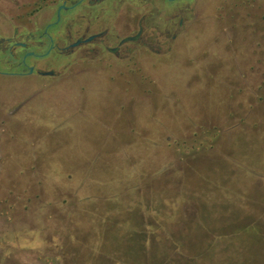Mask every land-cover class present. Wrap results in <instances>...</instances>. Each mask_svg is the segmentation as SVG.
Here are the masks:
<instances>
[{"label": "rangeland", "instance_id": "obj_1", "mask_svg": "<svg viewBox=\"0 0 264 264\" xmlns=\"http://www.w3.org/2000/svg\"><path fill=\"white\" fill-rule=\"evenodd\" d=\"M189 7L167 53L0 73V264H264V239L224 219L208 245L175 239L198 206L264 212V0Z\"/></svg>", "mask_w": 264, "mask_h": 264}, {"label": "flooded vegetation", "instance_id": "obj_2", "mask_svg": "<svg viewBox=\"0 0 264 264\" xmlns=\"http://www.w3.org/2000/svg\"><path fill=\"white\" fill-rule=\"evenodd\" d=\"M193 1L200 0H0V14L6 19V28L0 30L5 33L0 34V55L12 59L11 66L6 62L9 71L0 73L26 75L30 67L31 73L46 71L37 62L51 53L82 59L104 53L123 58L138 47L167 53L189 21ZM37 2H43L42 9ZM62 17L64 23L51 31ZM42 20L47 21L31 27V22ZM161 36L167 41L165 49L158 46Z\"/></svg>", "mask_w": 264, "mask_h": 264}, {"label": "trees", "instance_id": "obj_3", "mask_svg": "<svg viewBox=\"0 0 264 264\" xmlns=\"http://www.w3.org/2000/svg\"><path fill=\"white\" fill-rule=\"evenodd\" d=\"M254 125H256V124H254ZM221 152L226 153V150L221 151ZM223 161H225V160L221 157V159H219V163H221ZM153 176L155 177L153 180L150 179V176H148V179L146 180L145 184H148V181L149 182H155V180L158 179L157 175H153ZM251 204H252V202H251ZM198 207H196V210L194 213V214H196V217H195L196 221L192 220V218H190V217H189L190 220L189 219L183 220L182 217H178V216L172 220L173 223H177L178 221H180V222L184 221V222L188 223V224L185 223L183 225V226L187 225L186 228H184L180 231H177L175 239L178 242H180L182 244L190 242V244L193 243L192 245H197V244L208 245V244H204V241L202 243L200 241L205 240V235L209 234L210 231H213V227L215 229L218 226L217 224L219 222H221V220H223V219L227 221V224L224 225V228L221 227L220 230L230 229L232 231L231 233H233L237 230H241L244 228H248V229L252 228V229H254L253 236L256 237L255 242H258V241H261L264 239V214H262L264 212H260V211L258 212L253 207H251V209H246V210H244L241 207L233 209V210L225 209V210H221L219 212H216V211L209 212V209H207V211H200L198 209ZM130 213H131V210H130ZM143 221H144V218H143ZM236 222L241 223L242 227L233 230V228H230V227H232L234 225V223H236ZM138 225L143 226L141 222L138 223ZM218 228H219V226H218ZM168 232L170 234L169 230H168ZM221 237H216L215 242H217V240ZM195 243H197V244H195ZM207 247H208L209 253H210V251H212L214 253L218 252L217 250H221L223 248L222 247L221 249H216V248L210 249V246H207ZM224 247H226V246H224Z\"/></svg>", "mask_w": 264, "mask_h": 264}, {"label": "water", "instance_id": "obj_4", "mask_svg": "<svg viewBox=\"0 0 264 264\" xmlns=\"http://www.w3.org/2000/svg\"><path fill=\"white\" fill-rule=\"evenodd\" d=\"M25 57H26V56H24V58H25ZM32 70H33V67H30V68H29V73H31ZM37 73L40 74V75H43V76H45V75H55V73H54L53 70L37 71Z\"/></svg>", "mask_w": 264, "mask_h": 264}]
</instances>
